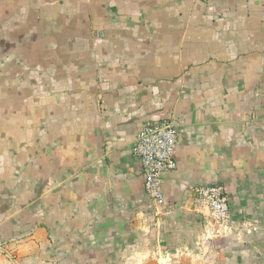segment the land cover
Wrapping results in <instances>:
<instances>
[{
	"label": "crops",
	"instance_id": "obj_1",
	"mask_svg": "<svg viewBox=\"0 0 264 264\" xmlns=\"http://www.w3.org/2000/svg\"><path fill=\"white\" fill-rule=\"evenodd\" d=\"M165 118L157 218L132 146ZM0 264H264V0H0Z\"/></svg>",
	"mask_w": 264,
	"mask_h": 264
},
{
	"label": "built area",
	"instance_id": "obj_2",
	"mask_svg": "<svg viewBox=\"0 0 264 264\" xmlns=\"http://www.w3.org/2000/svg\"><path fill=\"white\" fill-rule=\"evenodd\" d=\"M178 133L171 119L150 121L140 130L132 146L133 155L141 163L145 190L157 218L172 210L163 190V175L177 167ZM193 192L195 208L206 218L211 236L227 229L231 208L226 188L221 184L199 185Z\"/></svg>",
	"mask_w": 264,
	"mask_h": 264
}]
</instances>
